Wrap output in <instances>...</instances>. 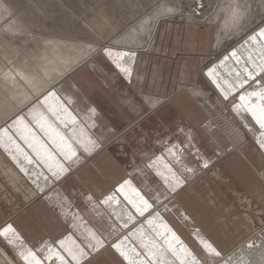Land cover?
<instances>
[{
    "label": "rangeland",
    "instance_id": "374dc122",
    "mask_svg": "<svg viewBox=\"0 0 264 264\" xmlns=\"http://www.w3.org/2000/svg\"><path fill=\"white\" fill-rule=\"evenodd\" d=\"M26 1L25 0H8V1L4 0L5 3L8 2L7 3L8 6L10 3H11L10 7L11 5H14V6L11 7L12 10L9 13L10 15L9 14L6 15L7 19L4 18L2 22L3 21L8 22L9 20H11L15 13L16 14H21V13L30 14L31 12L30 15L26 14L25 16H28L27 18L29 19V21H31L29 22V24H30L31 31L33 29L32 33L34 35L36 34L35 36L40 37L39 39H42V36H40L42 32L41 30H43L42 27L44 28L43 30L44 32L42 33H46L47 30L50 31L49 30L50 28L52 29V31L53 30L56 31L59 28L66 29L67 24H68V27H70L71 25L74 26L73 28L76 27L75 29H73V31H76L77 34L79 33L78 34L80 35L79 37H81L83 33V36L87 38L89 35L88 31L79 29V31H81L82 33L78 32L77 27L80 26L83 28L84 25L82 23L85 20H86L85 22L87 23V20L91 18L90 15H92L94 12H96L98 15L100 14L99 12H101L102 10H104L103 12H106V13H115L114 15L117 17L118 21L123 23L121 28H122V31H124L125 28L134 24L136 21L140 20L141 18L145 17L146 14L151 15L153 9H155L157 5L153 0H148V1L147 0H141V1L140 0H122L125 2V4L127 3L126 8L125 7L121 8L120 5L118 6L117 1L119 0H111V1L110 0H89V1L88 0H59L60 2H58V0H56L57 2H55V0H47V3H46V0H44L45 1L44 3H43V0H40L41 4L39 3L38 0H31V1L28 0L30 1L31 4L27 3L28 1L27 2ZM34 1H38V2H34ZM163 1L166 4L167 3L169 4L170 2L171 6H180L179 10L181 11L184 17L183 16L180 17V15L178 14L173 17L171 16L172 19L170 17H165V19L160 23L159 29L157 30V33L154 36V39L151 42L150 46L144 50L137 51L136 53L133 52L134 56H132L131 59L128 61L129 62L128 64L131 68L130 77L133 79L132 84L122 85L121 83L122 86H128V88H130V91H128L129 93L125 92L126 96L122 95L121 97H118V103L119 104L122 103L123 106H129L130 103L128 102V100L132 99L135 104L138 103L141 105H145L144 104L145 99L143 100L142 98V96L144 95H152L155 98L163 99L164 103H169V102L173 103L178 98H181L182 104H184V102L193 103L192 101L193 98L191 99V97L189 96V94L186 93L185 90H187L189 87H201L205 91L207 95V100L209 104L211 103V107L210 105H207L208 107L206 109L203 104L201 105L195 99H193L198 104V106L201 108L200 109L199 107L196 106L197 107L196 111H198L202 115V117L203 118L205 117L210 123H213L214 127H216V130L226 139L227 141L226 143L228 145V148H226V154H224L222 157L218 156L217 161H214L213 164L211 161L210 163H208V167L204 168L202 167L203 161L200 160L197 154H196L197 156H195V153H193V151H186L184 154V159L188 160L187 163H189L190 165L186 163L185 166L192 170L191 176H183L182 174L185 171L183 170V168H181V170L179 169L180 175L182 179H184L185 183L175 193L168 192L164 188L162 182H160L159 178L156 177L155 174L151 172V170L147 169L146 165L149 162L150 158L154 157L155 154H156L155 156H159L163 154L165 145H163L162 142L164 140L165 142L168 141L170 143L168 145L174 144L173 143L174 141H177L176 144L178 145H186V143L183 139H182L183 141L180 140L179 142L177 140L178 137H176V135L174 137V133L176 134V132H174V128H173L174 126L173 117L172 119H166L167 120V123H166V122L161 121L160 119H155V121H152L153 118L151 117H154L152 114V110H149L148 115L147 114L145 115L144 114L145 112L143 114H140V113L136 114L134 112L135 117H133V121H128L125 123L126 125H128L132 122V125L129 127L117 129V132H118L117 135L116 136L113 135L117 139L116 140L112 139L114 141L110 139L109 141H112L110 145H108L110 142L109 143L105 142L106 145L105 144L101 145L102 153H100L101 155L99 156L98 163H97L99 164V167L101 169L100 172H101V179H102L99 184H101L102 190L106 187L108 189L109 187V189L112 190V192H114L115 189L121 183H123L124 181L123 179L130 180L132 183V186L140 190L141 194L145 196V199H149V202L153 203L155 210L160 214L159 215L160 220L164 222V219H163V216H164L166 220L165 222H167V224L166 223L165 224L169 228H171L176 233L177 236H179V238L184 242V244L193 252L194 255H196L200 259V261L203 264H205V261L208 264H222L224 262L222 261V258L230 257L234 252H236V250L239 249L242 253L246 252L245 251L246 249L244 248L245 242L252 240L254 237L258 236L264 230V221L259 222L257 219L258 218L257 216L260 215L261 212L262 214H264V210H263L264 209V186L261 184L262 183L261 181L260 183L255 180L252 181L251 172L249 176L247 175L245 177V180L249 179L247 185L241 184L242 181L238 180V177L236 175V170L230 169L229 167H226L223 164L225 163L226 160L228 161L229 158L233 157L234 155H237L240 149L241 151L242 150L244 151V149L242 148V145L245 144L244 143L245 141L236 143L237 141L236 137L231 132V129H229V127L231 128L233 124V126L240 127L244 131L243 127L238 123L237 119L234 117L235 116L234 113L231 110V104L233 101L231 97L229 98L228 101H224L220 93L216 91L214 86L210 82H208L204 76H201V73H199L200 75L198 77V80L195 82L190 77L183 78V76L181 75L182 61L186 59L187 56H190V55L188 52L184 51V48H182L181 44H175V42L172 40L175 36L174 33L176 32L174 30L177 27H179V31L181 32L185 26L191 24V23L186 22V14H191L192 16L195 17V19H197L198 21H201V22H197L196 26L201 27V28L210 27L211 33H212L211 43L213 46L211 47V51L208 53H204V55H202L203 52H200L201 55H199L202 58L201 61H203V63L205 62L203 67L210 65L211 62L212 64H215L217 61L220 60L222 56L229 54L233 49H237V45L241 42H244V40L247 38V35H250L253 31L258 30L259 27H264V12H263L264 10H260L262 8L259 2L263 0H259V1L251 0L257 8H260L258 9L260 10L259 14L257 15L255 13L252 16V20H251L252 22H250L249 28L241 32L235 38L231 37V38H227L226 40H224L223 44H221V47L217 45V41H216V36H217L216 33H217L218 25L214 24L213 22L204 23V21L206 20V16H208V14L212 12L214 6L218 4L220 0H202L204 7L199 12L194 11L196 7L195 0H179L180 2L177 0H170L169 2L168 0H163ZM112 2L113 4H115V6L112 4ZM45 3L48 5V7ZM50 3L52 4L50 5ZM58 3H61V5ZM34 5L36 6V8ZM52 5L54 6L53 11L51 10V8L53 9ZM42 6H45V10L47 8L50 12L48 10L45 11L43 9L44 7ZM55 7L57 8V10H55ZM101 7H102V10H101ZM63 9L65 10L64 12H63ZM66 9L69 10L70 12L66 11ZM94 9L95 11L93 12L92 10ZM131 10H132V13H131L132 17L128 15L130 14ZM88 11L93 12V13L89 14ZM32 12L34 13L33 15H32ZM65 12L66 13L68 12L67 16L64 14ZM71 12H73V14H71ZM43 13H44L45 18L44 16H42ZM45 13L47 15H45ZM50 13L52 14L50 15ZM40 14H41V17H40ZM69 14H71L72 16H70ZM31 15L32 17H30ZM48 15H49V18L47 17ZM69 19H71L72 22H70ZM2 22H0V26L3 28V26L5 25V22L3 23ZM1 23L4 25H2ZM76 25H79V26H76ZM62 26H64V28ZM189 26H192V25H189ZM192 27H195V26H192ZM52 31H50V33ZM13 35L8 34V38L12 39ZM222 35L224 36L223 33ZM12 42L15 46L17 45L16 47H19V49H21L19 51L20 53L16 54L17 57H20L23 54V52L27 51L30 47L35 46L34 42L32 41V37L26 36L25 33L14 35ZM23 48H24V51L22 50ZM110 49L113 50V54H115L114 51L116 50L117 51L123 50V49H114V48H110ZM96 56L94 55L88 61L92 60L93 58L95 59V57L97 59L98 56H100L104 60L107 61V64L110 67H114L116 69V71L118 72L119 78L121 75L122 79L124 80L127 79L125 75L121 73L115 67V65L112 63V61L109 59V57L106 55L104 51L99 52L98 54H96ZM156 66H158V69ZM136 73L138 76L143 75L142 81L141 80L140 82L137 81V78H135L134 76V74ZM151 77L155 79L153 80L155 83L151 81L152 80ZM157 77H159V79ZM202 80L204 81V83L208 82V83H205L206 84L205 87L200 86V83L202 82ZM152 96H147V97H152ZM177 96L178 98H175ZM199 102H202V100H200ZM175 112L177 116L176 119H178L177 121L178 123L181 124V123L189 122L186 116L187 113L185 111L180 110L177 107V111ZM218 114H220L221 116H217ZM146 120L149 121V124L147 127L145 126L147 122ZM144 121L146 122L144 123ZM246 139H247V136H246ZM236 145L237 147H235ZM155 151H158V152H155ZM107 152H109V155L108 154L107 155L111 157H107L106 155ZM189 154L191 155V157L189 156ZM186 155L188 156V159ZM235 159L237 158L235 157ZM257 159L260 160L259 157ZM89 161H92V159H89V160L87 159L83 164H86ZM83 164H82V167L83 166L87 167L89 166V164L91 165V163L89 164L87 163L86 165H83ZM219 164H222L224 166V168H222L223 175L217 177L216 176L217 173H222L221 169L219 168L220 167ZM239 164L237 165L239 166ZM217 166L218 168H216ZM214 168H216L217 170ZM260 170L261 172L264 171V169H260ZM77 172L78 170L75 172L74 175H76ZM136 172H139V175L142 178H144L145 181L140 180L138 177L137 179L136 178L137 175L135 174ZM9 173H10V169H9ZM10 175L11 176L8 178L9 180L12 178L13 179L15 178L14 176H12L13 174H10ZM228 178L234 180L235 184H240V187L244 190V192L249 197H245L244 195L241 194V192H239L241 195L240 198H234V199L230 198L227 195V192H231L232 187H230L231 185L229 184L230 182ZM9 185L11 186V184ZM78 186L81 188L83 192L88 191L87 194L90 193V191H92L91 189H93L89 185L87 186L78 185ZM189 188H191L194 191L193 194H191L190 191H188V193L186 192L187 190H189ZM163 193L167 194L168 196L167 200H163V195H161ZM182 194L184 195L182 196ZM157 195H161V200L163 201L162 204H156V202L151 199L152 196H157ZM187 195L189 198L187 197ZM180 196H182L184 200H182ZM117 198L121 201V205H120L121 207L123 206L124 208H128V209L130 207L128 211H131L135 214V210L131 208V205H129L127 201H125L124 198L120 196L118 193H117ZM210 198H214L212 199V202H214L215 206H210L208 205L209 203L208 204L206 203V201H208V199ZM93 203L97 204L98 201L93 200ZM172 203L174 204L176 209L177 207H179V209L183 212L184 215L180 216L182 220H179L178 218L174 216L176 212H173L175 209L172 206L173 205ZM220 204H223L222 206L225 207V211H223L220 208ZM85 205L86 207L88 206L87 210H89L88 203H85ZM98 206L100 207L101 212L107 213V214H109V212L112 213L111 210H106L103 205L99 204ZM168 206L169 208H167ZM189 210L191 211L189 212ZM200 210H202V213L203 212L206 213V216H207L206 221L201 222V223L197 219V217H195L194 215L198 211L201 217H203V214L200 212ZM84 211H86L85 207H84ZM234 215L239 217L238 220L237 218L233 219ZM184 216L186 217L184 218ZM218 216H221V218L223 216L224 219H226V223L229 224V226L226 224L228 228L221 223L216 224L215 221L218 218ZM249 216L256 217L255 221H257V223L254 224L253 221L250 220ZM147 218H149L147 213L145 214V217H137V220L139 221V223L144 224V227L146 229L148 228L147 224L145 223V220ZM171 218H174V220H176V222H173L174 224L172 222L169 223V221H171L170 220ZM231 220H234L232 221L234 224L233 223L230 224ZM182 221L184 222L182 223ZM185 223H187L186 226L182 225ZM236 224L238 225V227H236ZM138 225L139 224H137V226ZM215 225H216V228H215ZM95 227H99V226H95ZM132 227L133 225L129 224L128 228L126 229V228H123L121 225L119 228H115L119 232H117L115 235H113L114 234L113 233L112 236H105V234L100 232L99 233L100 237L104 239L105 241V248L102 251H105V249L106 251L109 249L113 250L114 254L117 256V258L122 263V257H120L119 254L115 252V250L112 249L109 245L116 240L117 236H119L120 234H126L128 229H131ZM101 228H103V226H101ZM226 228L228 229V232L230 233V235H228L230 238L228 239L223 238V235H222L223 233L222 231L223 230L225 231ZM160 230L163 231V228H161ZM201 237L208 240L209 243H211L218 252H221L223 249L224 251H229V253L220 254L218 257L219 259L218 258L213 259L214 258L213 257L212 258L213 260L210 262L209 261L210 257L203 255L205 250L203 249V246L200 243ZM136 243L138 242L136 241ZM0 249L9 258L10 262L6 260L7 262H9V264H21V261L18 259V256H16L14 254V251L11 249V247L6 244L3 237H0ZM140 250L142 251V249ZM258 250L261 253V255H264V247L259 246L258 249H255V252L258 253ZM246 253L248 257H250L251 252L250 254L248 252ZM256 256L257 258H255V256L253 257L257 259L256 262L254 260L253 261L251 260L254 264H258V262L261 261L259 258L260 255H256ZM92 260H94L92 264H97L95 259H92Z\"/></svg>",
    "mask_w": 264,
    "mask_h": 264
},
{
    "label": "snow or ice",
    "instance_id": "6c2138e0",
    "mask_svg": "<svg viewBox=\"0 0 264 264\" xmlns=\"http://www.w3.org/2000/svg\"><path fill=\"white\" fill-rule=\"evenodd\" d=\"M195 4V12L204 7L202 0H195ZM104 52L126 78L131 76L128 61L134 56L133 52L118 51L113 54L110 48H105ZM232 61H235V65H232ZM222 68L227 69V77L221 73ZM205 75L220 91L224 101L231 97L233 101L231 110L236 116L250 117L258 126L257 143L259 148L264 150V27H259L247 35L240 50L233 49L217 64L209 67ZM74 103L69 96H60L55 91H48L42 100H38V103L30 107L27 115L18 114L10 122L0 126V149L10 155L18 166L20 161L27 164H32L34 159L38 161L49 175L43 172L37 175L43 177L46 182L62 181L71 171V166L80 162L82 154L91 155L99 147L93 135L86 131L96 127L94 122L77 128V117L71 110ZM89 112L95 114L94 109H89ZM69 125L72 126L71 135L66 136L60 128ZM244 127L247 128L248 124L245 123ZM18 140L30 151H25ZM190 141L191 138L186 145L166 144L163 154L150 158L146 165L168 192L175 193L184 185L180 168L185 172L192 171L184 165L185 152L194 147ZM202 167L207 168L208 162L205 161ZM21 171L26 169L21 167ZM117 193L131 205L135 214L127 209H121L119 213L115 211L114 205L116 207L121 205ZM161 195L163 200L168 199L166 193ZM161 195L152 196L151 199L156 204H162ZM53 197L58 206L67 204L66 198L61 200L58 191L48 195L49 200ZM86 199L93 208L97 207L91 195ZM98 204L121 218L126 216V219H123V228L127 229L129 224L133 225L126 234H120L109 245L122 257V264H202L179 236L160 220V214L155 210L153 203L145 199L141 191L132 186L131 181L124 180L114 192L99 200ZM146 213L149 217L145 220L147 231L144 224L137 220V217H145ZM73 218L81 219L78 214ZM0 237L17 250L16 254L21 264H92L94 256L105 248L104 239L89 228L80 233L79 239L75 238L74 233H70L55 242L44 241L33 247L25 244L10 223L0 227ZM200 243L208 254L220 255L203 237L200 238Z\"/></svg>",
    "mask_w": 264,
    "mask_h": 264
},
{
    "label": "crops",
    "instance_id": "0c3cea01",
    "mask_svg": "<svg viewBox=\"0 0 264 264\" xmlns=\"http://www.w3.org/2000/svg\"><path fill=\"white\" fill-rule=\"evenodd\" d=\"M174 31L176 32L174 33L175 36L172 41H174L175 44H181L182 48H184V51L188 52L190 55V56H187V58L182 61L181 75L183 76V78L190 77L195 82L198 80V77L200 75L199 73H201V76H204L207 79V81L210 82L214 86L216 91L220 93V91L211 82L208 76L205 75L207 69L213 65L212 62L210 65L203 67L205 62L203 63V61H201L202 58L199 56L201 55L200 52H203L202 55H204V53H208L211 51L212 33H211L210 27L201 28L198 26L192 27V26L187 25L182 29L181 32L179 31V27H177ZM242 44L243 42L237 45V50H240V46ZM223 57L224 56H222L220 60L223 59ZM219 61H217L215 64H217ZM231 63L232 65H235V61H232ZM156 67L158 69V66ZM221 73L225 77H227L226 68H222ZM120 78H121V75H120ZM120 78H119V75L116 69L114 67H110L107 64L106 60L98 56L97 59L95 57V59L93 58L91 61H87L84 65H82L81 67H78L77 70L75 69L68 76H65L64 78H62L60 81L56 83L55 86L49 88L39 98V100H42L44 95H46L47 92L50 90L55 91L60 96H69L75 101V103L71 105V110L73 111V114L77 117V121H78L77 128L78 129L83 128L84 124L86 123L94 122L96 125L95 128H89V129H86V131L89 134L93 135V138L97 140L99 147L91 155L82 154L81 161L71 166V171L62 179V181L56 182V181L49 180L46 182L43 179V177L37 175L38 173H41V172H43L45 175H49L47 173V170L38 161H35L34 159V162L32 164H27L24 161H20L19 162L20 166H18L17 162L14 161L10 155L6 154L3 151V149H0V158H1L0 160L4 161V164H6L8 168L10 169L9 174H13V176L17 179V182L20 183V186L21 187L24 186L23 188L25 189L24 193H21L20 191H17V190H13V188L9 185V183L5 181L4 174H2L0 171V181L3 183L4 188H5V189H2L4 191L0 190V197H1L0 198V227H3L4 225L9 224V223L12 224L14 229H16V232L18 231L17 233L21 232L19 235L22 237L23 241L26 242L25 244L27 246L29 247L39 246L44 241L55 242L58 239L70 233H74L75 238L79 239L80 237L79 227H81L82 229H85V227L92 229L99 235L100 230L98 231V229L95 227L94 223L91 221L89 216H87L89 215V213L84 211V205L87 200L86 197L91 195L93 200L99 201V199L101 200L102 198H104V196L111 193L112 190H110L108 187V189L104 188L102 191H99L97 193L94 189H91L92 191H90V193L87 194L88 191L83 192L81 188L78 186V185H82V186L84 185L80 184L73 177V175L75 174L77 170H79L77 172L79 176L81 175L83 178L85 177L90 178L89 182L91 183L88 184L90 187L93 188L95 185L101 187V184H99L102 180L101 172H100L101 169L99 167V164L97 163H98V158L101 155L100 153H102L101 145L106 142L105 141L106 137L108 136V138L112 140L118 133L117 129L131 126L132 122L128 125H126L125 123L128 121H133V117H135L134 112L136 114L137 113L143 114L145 112L144 114L148 115V112L150 110L146 105H141L138 103L134 106L132 104L131 105L129 104V106H123L122 103L118 104V100H117L118 97H121L122 95L126 96V93L130 91V88H128V86H122V85H130L132 84V80H133L131 77H128L129 79L127 78L128 81L127 79L124 80ZM208 82H205V83H208ZM205 83L202 80V82L200 83V86L205 87L206 85ZM62 87L65 90L62 89ZM175 98H178V96ZM192 101L193 103L184 102V104H182L181 98H178L173 103H170V102L164 103V104L162 103L160 107L152 111V114L154 117H151V118H153L152 121H155V119H160L161 121L167 123L166 119H172L173 117L174 118V122H173L174 132H176V137H178V135L180 136L178 137L177 140L180 142V140L183 139L185 143L188 144L189 138H192L190 142L192 145H194V147L191 148L190 151L194 150L193 152L197 153V155L199 156L200 160L203 161V163L205 161H207L208 163L212 161V164H213L214 161L218 160L217 158L218 156L222 157L224 154H226V148H228V145L226 143L227 141L216 130L213 123H210L205 117L203 118L202 115L198 111H196L197 107L199 106L193 99ZM35 103H38V101H35L31 105L22 109V111H19L16 115L18 114L27 115L30 107ZM177 107L180 110H183L187 113L186 116L189 122L181 123V124L177 122L178 119H176L177 116L175 114L176 113L175 111H177ZM89 109H94L95 114L93 115L91 112H89ZM96 114H98V116ZM234 115L238 123L243 127L244 129L243 132L244 134H246L247 139L245 138L246 143L242 145V148L244 149V151L243 150L241 151L240 149L237 155H234L233 157L229 158V160L228 161L226 160L225 163L223 164L226 167H229L230 169L236 170V175L238 177V180L242 181L241 184L247 185L249 179L245 180V177L247 175L249 176L251 172L252 181L255 180V181H258L259 183L261 181L262 182L261 184L264 186V171L261 172L260 170V169H264V150H261L257 143V139L259 138L258 126L254 124V122L251 120L250 117L245 118L243 115L238 117L236 116L235 113ZM80 121H83L84 123H79ZM146 121H144V123ZM245 123L248 124L247 128L244 127ZM148 124H149V121L146 122L145 126L147 127ZM71 129H72L71 125H69L68 127L60 128L63 134L65 132L64 135L66 136L71 135ZM249 129H251V131H249ZM174 137H175V133H174ZM18 143L21 144V147L25 148V151H30L29 149L26 148V146L23 145L22 141L18 140ZM173 143L176 144L177 141H174ZM252 149L254 150L252 151ZM155 152H158V151H155ZM189 156L191 157L190 154ZM236 156L238 157L240 156L242 159L239 160L238 157ZM107 157H111V156L107 155ZM235 157L237 159H235ZM258 157H260L259 158L261 159L260 161L257 159ZM87 159L88 160L92 159L93 163L92 161H89L87 163L88 164L91 163V165L95 167V170H94L95 173L90 170L88 171L85 170L84 166L82 167V164ZM185 162H188V160L184 159V165H185ZM86 164H83V165H86ZM237 164H239V166ZM91 165L89 164L90 168H91ZM219 165H220L219 168L221 169V172L223 175L222 168H224V166L222 164H219ZM21 167H24L26 171H21ZM216 168H218V166ZM182 175L191 176V172L190 173L183 172ZM71 179L74 181H72ZM228 179L230 182L229 184L231 185L230 187H232L231 192H227V195L230 198L232 199L240 198L241 195L239 192H241V194L244 195L245 197H249L244 192V190L240 187V184H235L234 180L230 178ZM40 188H42L43 190L42 191L39 190ZM34 189H37V190L34 191ZM53 191H58L60 193L61 200H64L66 198L67 204L58 206L56 203L55 197H53L52 200H49L48 195ZM31 192L33 193V195H31ZM14 195L16 198L14 197ZM68 205H70V207H68ZM97 205L99 204L97 203ZM172 206L174 207L175 212L179 210L178 209L179 207H177L176 209L174 204ZM76 214H78L81 219H78V220L74 219L73 217ZM179 215L181 216L184 214L182 213ZM179 215L177 214L178 217L176 218H178L179 220H182ZM185 217L186 216H184V218ZM257 217H258L257 219L259 222L264 221L263 220L264 214H262V212ZM249 218L250 220L253 221L254 224L257 223V221H255L256 217L249 216ZM163 219H164V223L167 224V222H165L166 220L164 216H163ZM170 220L171 221H169V223L176 222L174 218H171ZM183 222L184 221H182V223ZM145 230L147 229L145 228ZM117 232L119 231L114 232L113 235H115ZM5 242L8 245L6 240ZM56 247H58V245ZM11 249L14 251V254L17 256L16 254L17 250L13 247H11ZM219 253L228 254L229 251H224L222 249V251ZM104 255H112L118 261V264H122L120 260L117 258V256L114 254V251L111 249L107 251L106 249L105 251L101 250L98 254L94 256V258L96 256H99L98 259H100V257H103ZM104 258L106 257L104 256ZM93 261L94 260H92V262ZM97 264H100V263L98 262ZM205 264H208V263L205 261Z\"/></svg>",
    "mask_w": 264,
    "mask_h": 264
},
{
    "label": "bare ground",
    "instance_id": "6f19581e",
    "mask_svg": "<svg viewBox=\"0 0 264 264\" xmlns=\"http://www.w3.org/2000/svg\"><path fill=\"white\" fill-rule=\"evenodd\" d=\"M8 1V0H7ZM26 1V0H25ZM28 1V0H27ZM26 1V2H27ZM31 1V0H30ZM28 1L27 3H30ZM41 4L40 0H38ZM34 1V2H38ZM89 1V0H88ZM111 1V0H110ZM141 1V0H140ZM148 1V0H147ZM146 1V2H147ZM157 5L155 9H153L151 15H147L140 20L136 21L134 24L130 25L125 28L124 31H122V22L118 21L117 17L114 15L115 13H106L103 12L101 7L100 14L97 15L94 10L93 12H89V14L93 13L91 18L87 20V23L84 21L82 24L84 25L83 28L79 26L77 27L78 32L79 29L88 31L89 35L87 38L83 36V33L81 37L77 34L76 31H73L74 26L68 27V24L66 25V29L59 28L56 31H52L50 28V31L45 30L42 27L43 30H41L42 39H39L40 37L35 36L31 29L29 19L27 18V15H30L28 13L26 14H14L12 19L8 22H5V25L2 24V20L7 19L6 15H8L11 12V7L14 5L10 4L8 6V2L5 3L4 0H0V22L4 25L3 28L0 26V126L5 125V123L9 122L19 111H22V109L26 108L27 106L31 105L34 101H38L39 98L51 87L55 86L58 81H60L65 76H68L71 72H73L75 69L77 70L78 67H81L84 65L91 57L96 54H98L101 51H104L105 48H114V49H123L119 52H134L144 50L147 47L150 46L151 42L154 39V36L157 33V30L159 29L160 23L165 19V17L180 15L183 16L181 11L179 10L180 6H171L170 0H168L169 4L165 3L163 0H153ZM152 1V2H153ZM179 1V0H177ZM259 1V0H258ZM257 1V2H258ZM12 2V1H11ZM33 2V1H32ZM45 1L43 0V3ZM50 2V1H49ZM55 2H57L55 0ZM58 2H60L58 0ZM95 2V1H94ZM98 2V1H97ZM96 2V3H97ZM114 2V1H113ZM112 2V4H113ZM118 6L120 5L121 8L125 7L126 4L124 1H117ZM128 2V1H127ZM134 2V1H132ZM131 2V4H132ZM180 2V1H179ZM260 6L262 9L257 8L255 4L251 0H220L218 4H216L210 14L206 16V20L204 23H214L218 25L217 28V36L216 41L217 45L221 47V44H223L224 40L227 38H235L237 37L241 32L245 31L247 28L250 27V22H252V16L256 13L259 14L260 10H264V0L259 1ZM47 3V0H46ZM45 3V4H46ZM110 3V2H109ZM177 3V2H176ZM175 3V4H176ZM16 4V3H15ZM31 4V3H30ZM33 4V3H32ZM38 4V3H36ZM44 4V5H45ZM52 3H50L51 5ZM61 5V3H58ZM84 4V3H83ZM93 4V3H92ZM107 4V3H106ZM111 4V3H110ZM145 4V3H144ZM143 4V5H144ZM154 4V3H152ZM47 5V4H46ZM49 5V6H50ZM99 5V4H97ZM115 6V4H113ZM141 5V4H140ZM17 6V5H16ZM33 6V5H31ZM30 6V7H31ZM35 6V5H34ZM53 6V5H52ZM57 6V5H56ZM59 6V5H58ZM65 6V5H64ZM88 6V5H87ZM113 6V7H114ZM142 6V5H141ZM43 9L45 10V6ZM41 7V8H42ZM48 7V5H47ZM51 7V6H50ZM98 7V6H97ZM139 7V6H138ZM144 7V6H143ZM148 7V6H147ZM15 8V7H14ZM21 8V7H20ZM19 8V10H20ZM36 8V6H35ZM65 8V7H64ZM67 8V7H66ZM91 8V7H90ZM95 8V7H94ZM124 8V9H125ZM182 8V7H181ZM18 9V8H17ZM33 9V8H32ZM60 9V7H59ZM62 9V8H61ZM147 9V8H146ZM260 9V10H258ZM18 10V11H19ZM36 10V9H35ZM34 10V11H35ZM46 10H48L46 8ZM45 10V11H46ZM51 10H54L51 8ZM55 10L57 8L55 7ZM17 11V10H16ZM25 11V10H24ZM44 11V12H45ZM49 11V10H48ZM65 10L63 9V12ZM66 11H69L66 9ZM121 11V10H120ZM136 11V10H135ZM140 11V10H139ZM145 11V10H144ZM37 12V11H36ZM40 12V11H39ZM38 12V13H39ZM50 12V11H49ZM61 12V11H59ZM62 12V13H63ZM70 12V11H69ZM108 12V11H107ZM127 12V11H126ZM264 12V11H263ZM25 13V12H24ZM56 13V12H54ZM53 13V14H54ZM68 13V12H67ZM66 12L64 13L66 16L68 15ZM80 13V12H79ZM125 13V12H124ZM132 10L130 12L131 16ZM141 13V12H140ZM143 13V12H142ZM185 13V12H184ZM13 14V13H12ZM34 13L32 12V15ZM52 13H50L51 15ZM73 14V12H71ZM69 14L70 16H72ZM135 14V13H134ZM186 14V13H185ZM10 15V14H9ZM32 15L30 17H32ZM45 15H47L45 13ZM87 15V14H86ZM127 15V14H126ZM133 15V14H132ZM39 16V15H38ZM44 16V13L43 15ZM81 16V15H80ZM79 16V17H80ZM8 17V16H7ZM41 17V14H40ZM49 18V15L47 16ZM84 17V15H83ZM87 17V16H86ZM123 17V16H122ZM129 17V16H128ZM132 17V16H131ZM184 17V16H183ZM45 18V16H44ZM31 19V18H30ZM81 19V18H80ZM133 19V18H132ZM167 19V18H166ZM172 19V18H171ZM62 20V18H61ZM68 20V19H67ZM70 22L71 19H69ZM33 21V20H32ZM46 21V20H45ZM59 21V20H58ZM74 21V20H73ZM203 21V20H202ZM38 22V21H37ZM52 22V21H51ZM76 22V21H75ZM186 22L191 23L189 25L195 26L198 21L195 19L194 16L191 14H186ZM55 23V22H54ZM59 23V22H58ZM69 23V22H68ZM78 23V22H77ZM53 24V23H51ZM37 25V24H36ZM49 25V24H48ZM125 25V24H124ZM210 25V24H209ZM33 26V24H32ZM31 26V27H32ZM64 28V26H62ZM124 27V26H123ZM46 28V27H45ZM35 29V28H34ZM189 29V28H188ZM122 31V32H121ZM23 34L25 33L26 36H31L32 41L34 42L35 46L30 47L27 51H24V48L22 49L24 52L20 57H17L16 54L20 53L19 47H16L12 40L14 35L16 34ZM86 33V32H85ZM224 34V36L222 35ZM8 34L13 35L12 39L8 38ZM87 35V34H86ZM25 36V35H24ZM83 36V37H82ZM15 39V38H14ZM27 42V41H26ZM16 43V42H15ZM19 44V43H18ZM215 45V44H214ZM20 46V45H18ZM213 46V45H212ZM217 46V47H218ZM216 50V49H215ZM150 51V50H149ZM114 52H118L117 50ZM20 55V54H19ZM101 55V54H100ZM97 57V56H96ZM8 61V62H7ZM91 61V60H90ZM7 62V63H6ZM100 62V61H99ZM129 63V62H128ZM156 69V68H155ZM156 73V72H155ZM135 78H137V81H142L143 76H138L137 73L134 74ZM155 76V75H153ZM159 76V75H158ZM152 78V77H151ZM158 78V77H157ZM66 79V78H65ZM161 79V78H160ZM155 79L152 78L151 81ZM157 80V79H156ZM110 81V80H109ZM154 82V81H153ZM155 83V82H154ZM62 85V84H61ZM75 85V84H74ZM112 85V84H111ZM66 87V86H65ZM184 87V86H183ZM102 88V87H101ZM62 89H64L62 87ZM98 89V88H97ZM100 89V88H99ZM187 89V88H186ZM65 90V89H64ZM99 91V90H98ZM101 91V90H100ZM187 94H189L193 99H195L199 104H203L204 107L207 109V105L209 104L207 100V95L205 91L201 87H189L187 90H185ZM123 93V92H122ZM129 93V92H128ZM101 94V93H100ZM99 95V94H98ZM96 96V95H95ZM152 95H144L142 96L143 100L145 99L144 104L150 109L154 110L156 107L158 108L162 103H164L163 99L152 97H147ZM99 98V97H98ZM116 98V97H115ZM125 99V98H124ZM118 100V99H117ZM194 100V101H195ZM202 100V102H199ZM135 101V100H134ZM130 104L133 106L136 105L133 100H128ZM119 104V103H118ZM107 105V104H105ZM198 105V104H197ZM156 108V109H157ZM204 108V109H205ZM203 109V110H204ZM212 110V109H211ZM205 111V110H204ZM23 113V112H22ZM211 113V112H210ZM220 113V112H219ZM223 114V113H222ZM98 116V114H96ZM128 115V114H127ZM217 116H221L218 114ZM128 117V116H127ZM211 117V116H210ZM226 117V116H225ZM224 118V116H223ZM93 119V118H92ZM98 119V118H97ZM222 119V118H221ZM231 120V119H230ZM107 122V121H106ZM217 123V122H216ZM221 124V123H220ZM232 124V123H231ZM237 125V124H236ZM126 126V125H125ZM128 127V126H127ZM112 128V127H110ZM216 128V127H215ZM129 129V128H128ZM231 132L236 137V143L245 141L244 139L245 134L243 130L240 127L237 126H231ZM109 130V129H108ZM111 130V129H110ZM122 131V130H121ZM125 131V130H124ZM188 131V130H187ZM223 131V130H222ZM116 132V131H115ZM113 132V133H115ZM165 132V131H164ZM224 132V131H223ZM181 133V132H180ZM65 134V132H64ZM112 134V133H111ZM178 134V133H177ZM106 135V134H105ZM176 135V134H175ZM189 135V134H188ZM232 135V136H233ZM160 137V136H159ZM178 137H180L178 135ZM190 137V136H189ZM117 138L114 137V140ZM158 139V138H157ZM168 139V138H167ZM192 139V138H191ZM104 140V139H103ZM110 138L108 136L106 137V143H109ZM112 140V141H114ZM112 141L108 144L110 145ZM160 141V140H159ZM163 145L170 144L168 141L165 142V140L162 142ZM246 143V142H244ZM105 144V143H104ZM106 145V144H105ZM121 146V145H120ZM102 147V146H101ZM105 147V146H104ZM103 147V148H104ZM237 147V145L235 146ZM118 150V149H117ZM115 150V151H117ZM147 150V148H146ZM254 150V149H253ZM252 150V151H253ZM119 151V150H118ZM194 151V150H193ZM125 153V152H124ZM194 153V152H193ZM255 153V152H254ZM109 155V152H107ZM115 154V153H114ZM197 153L195 152V156ZM156 155V154H155ZM154 155V156H155ZM124 156V155H123ZM186 157H188L186 155ZM237 157V156H236ZM124 158V157H123ZM260 158V157H259ZM1 159V158H0ZM238 159H242L240 156ZM128 160V159H127ZM133 160V159H132ZM186 160V159H185ZM261 160V159H260ZM259 160V161H260ZM81 161V160H80ZM86 161V160H85ZM84 162V161H82ZM126 162V161H125ZM187 162H185L186 164ZM137 164V162H136ZM188 164V163H187ZM127 165V164H126ZM132 167V166H131ZM85 170H90L94 172L95 167L91 165V168L89 166L84 168ZM97 170V169H96ZM128 170V169H127ZM131 170V169H129ZM0 171L6 178L5 181L9 184H11V187L13 190H19L21 193L25 192V189L20 186V183L17 182V179H8L11 175L9 174V168L6 164H4V161L0 160ZM79 171V170H78ZM95 173V172H94ZM131 173V171H130ZM214 173V172H213ZM91 174V173H90ZM140 180L145 181L144 178H142L139 175V172L135 173ZM13 176V175H12ZM93 176V175H92ZM217 177L222 176V173H217ZM80 184H83L84 186H87L91 182H89L90 178L85 177L83 178L81 175L79 176L78 173L73 176ZM94 178V177H93ZM96 178V177H95ZM98 178V177H97ZM137 178V179H138ZM225 178V177H224ZM223 178V179H224ZM8 180V181H7ZM72 180V179H71ZM126 180V179H123ZM128 180V179H127ZM74 181V180H72ZM130 181V180H129ZM228 181V179H227ZM53 183V182H52ZM75 183V182H74ZM54 184V183H53ZM93 184V183H92ZM76 185V184H75ZM196 185V184H195ZM46 186V185H45ZM64 186V185H63ZM62 186V187H63ZM24 187V186H23ZM48 187V186H47ZM51 187V186H50ZM56 187V186H55ZM66 187V186H65ZM107 188V187H106ZM5 189L4 185L0 181V190ZM93 189L97 191H102V186L99 187L95 185ZM37 189H34V191ZM56 190V189H55ZM191 188L187 190L186 192L190 191L191 194L194 193V191ZM4 191V190H2ZM46 191V189H45ZM63 191V190H62ZM74 191V189H73ZM49 192V191H48ZM185 192V193H186ZM7 193V192H6ZM11 193V192H10ZM36 193V192H35ZM45 193V192H44ZM47 193V192H46ZM67 193V192H66ZM98 193V192H97ZM27 194V193H26ZM41 194V193H40ZM200 194V193H199ZM6 195V194H5ZM31 195L33 193L31 192ZM184 194H182L183 196ZM190 195V194H189ZM38 196V195H37ZM180 196L183 199V197ZM9 197V196H8ZM15 197V195H14ZM29 197V196H28ZM188 197V195H187ZM1 198V197H0ZM16 198V197H15ZM36 198V197H35ZM84 198V197H83ZM189 198V197H188ZM64 199V198H63ZM198 199V198H197ZM212 199H208L206 203L210 206H215L214 202H212ZM34 200V199H33ZM32 200V201H33ZM44 200V199H43ZM78 200V199H77ZM27 201V200H26ZM25 201V202H26ZM31 202V201H30ZM7 203V202H6ZM85 203H88L89 210H87L86 205H84L86 212L89 213V218L94 223L95 226L100 232L105 234V236H112V234L115 232L113 229L119 228L122 223L123 219H126V216L121 218L117 216L115 213H103L101 212L100 207L97 205V207L93 208L88 201ZM185 203V202H184ZM10 204V203H9ZM8 204V205H9ZM81 204V203H80ZM127 204V203H126ZM173 204V203H172ZM186 204V203H185ZM79 205V204H78ZM125 205V204H124ZM200 205V204H199ZM223 204H220V208L225 211V207L222 206ZM27 206V205H26ZM32 206V205H30ZM53 206V205H52ZM206 206V205H205ZM15 207V206H14ZM73 207V206H72ZM64 208V207H63ZM115 211L119 213L121 209H127L123 206L116 207L114 205ZM169 208V207H167ZM11 209V208H10ZM73 209V208H72ZM179 209V208H178ZM220 209V210H221ZM70 210V209H69ZM9 211V210H8ZM61 211V210H60ZM191 210H189L190 212ZM22 212V211H21ZM68 212V211H67ZM175 212V210H174ZM193 212V211H192ZM202 213V210H200ZM69 213V212H68ZM183 212L179 209L177 210L176 214H174L175 217H178L177 214H182ZM64 214V213H63ZM79 214V212H78ZM103 214V215H102ZM203 217L198 213V211L194 214L195 217L201 222L206 221V213H202ZM180 216V215H179ZM160 218V216H159ZM234 218H238L236 215H234ZM234 220H231L232 224ZM216 224H223L227 227L229 226L228 223H226V219L222 216H218L216 219ZM155 223V222H154ZM227 224V225H226ZM234 224V223H233ZM187 224H184L186 226ZM85 226V225H84ZM83 226V227H84ZM91 226V225H90ZM103 226V228H101ZM111 226V227H110ZM89 227V226H88ZM220 227V226H219ZM236 227L238 225L236 224ZM86 228V227H85ZM184 228V227H183ZM216 228V225H215ZM228 228V227H227ZM222 231L223 238H230L228 235L230 233L228 232V229ZM102 229V230H101ZM16 230V229H15ZM236 230V229H235ZM84 229L79 227V233L83 232ZM18 232V231H17ZM21 233V232H20ZM19 233V234H20ZM212 233V232H211ZM216 233V232H215ZM257 234V233H256ZM29 235V234H28ZM215 236V235H214ZM110 238V237H109ZM213 238V237H212ZM198 241V240H197ZM138 242V241H137ZM248 242V243H247ZM245 242L244 248L245 251L250 254V257H248L247 253H242L239 249L236 250L230 257H224L222 258V261H224L222 264H254L252 261L254 260L256 262L257 256L260 255V262L258 264H264V255H261V253L258 250V253L255 252V249H258L259 246L264 247V230L256 237H254L252 240H249ZM26 243V242H25ZM251 243V244H250ZM198 244V243H197ZM202 252V251H201ZM110 253V252H109ZM203 255L210 257L209 261L211 262L213 259H217L219 256H215L214 254H208L206 251H204ZM101 256V255H100ZM104 256L106 258H104ZM103 257L96 256L94 259L96 260V263L100 264H118V261L112 256V255H104ZM255 256V258H253ZM214 257V258H213ZM213 258V259H212ZM19 259V258H18ZM207 259V258H206ZM219 259V258H218ZM7 259L0 253V264H6ZM252 260V261H251ZM208 261V260H207ZM9 264V262H8ZM203 264V263H202Z\"/></svg>",
    "mask_w": 264,
    "mask_h": 264
},
{
    "label": "water",
    "instance_id": "95a60500",
    "mask_svg": "<svg viewBox=\"0 0 264 264\" xmlns=\"http://www.w3.org/2000/svg\"><path fill=\"white\" fill-rule=\"evenodd\" d=\"M0 253L9 261V258L7 257V255L1 249H0Z\"/></svg>",
    "mask_w": 264,
    "mask_h": 264
}]
</instances>
